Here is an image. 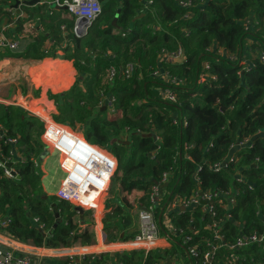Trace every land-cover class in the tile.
I'll return each mask as SVG.
<instances>
[{
	"label": "trees",
	"instance_id": "16d2710c",
	"mask_svg": "<svg viewBox=\"0 0 264 264\" xmlns=\"http://www.w3.org/2000/svg\"><path fill=\"white\" fill-rule=\"evenodd\" d=\"M17 1L29 0H0V39L36 35L25 52L7 49L0 51V59H56L62 51L73 63L78 74L75 85L60 94L49 93L57 108L53 118L72 129L82 125L83 139L109 151L117 160L112 182L118 183L120 195L114 205L106 204L104 220L111 243L128 241L137 234L134 210L150 205L152 187L160 185L162 175L169 170L156 220L174 196L189 198L207 191L236 189L230 220H224L226 212L221 205L216 203L214 208L224 241L262 229L264 65L252 54L264 52V0H98L102 13L81 38L74 33L75 18L67 10L63 11L65 17L56 9L51 13L50 2L55 0H41L44 4L34 7L22 5L30 11L28 19L12 17ZM182 1L190 4L182 7ZM6 18L15 22L14 29H1ZM246 22L252 23L248 29ZM214 45L238 56L237 61L209 51ZM179 48L186 61L162 65L163 70L183 80L175 89L177 102L171 103L159 96V89L167 84L150 74L158 67L162 51ZM204 63L210 64L215 79L200 83ZM130 64L134 70L127 78L125 71ZM112 68L116 69L113 79ZM106 101L109 104L103 110ZM2 128L8 136L20 139L19 153L24 161L16 165V179L0 181V217L10 220L7 232L35 247L93 245L94 224L87 220L91 212L86 211L76 223V206L49 195L43 173L34 164L35 160L41 162L46 151L44 125L22 108L0 103V131ZM248 138L252 142L235 152L237 167L247 182L237 183L230 168L218 172L210 168L224 161L232 145ZM2 146L8 154L10 145ZM172 220L184 233L169 239L171 249L147 256L138 250L102 253L83 264H157L171 259L177 251L185 258L186 246L200 245L203 250L202 242L213 238L211 231L204 230L212 220L202 207L193 212L176 210ZM186 236L192 240L185 246ZM216 256L224 264H264V250L256 245L237 253L235 261L223 250ZM201 261L199 258L198 263Z\"/></svg>",
	"mask_w": 264,
	"mask_h": 264
},
{
	"label": "built area",
	"instance_id": "2783aa9c",
	"mask_svg": "<svg viewBox=\"0 0 264 264\" xmlns=\"http://www.w3.org/2000/svg\"><path fill=\"white\" fill-rule=\"evenodd\" d=\"M55 4L59 7H66L69 14L75 18L76 27L74 31L79 38L87 35L88 29L102 13V6L98 0H56ZM180 4L183 7L190 4V2L182 1ZM251 24V22H246V29H248ZM7 49H18V43L9 41L5 38L0 39V51ZM213 50H215L216 53L221 52L222 55H228L230 61L234 62L238 59L232 53H229L222 47H217V45L209 48V51ZM258 59L264 65V52L260 54ZM185 61L186 57L181 48L174 52L162 51L160 53L158 59L159 65L152 70L150 75L153 79L160 80L167 84L164 88L159 89V96L162 100L176 103L177 94L175 89L183 85V80L170 74L168 70H163L162 65L168 63L176 64ZM240 61L246 63L243 59H240ZM133 70L134 66L131 64L128 65V69L125 71L127 78L132 75ZM245 70H247V67ZM115 75L116 69L112 68L110 78L113 79ZM206 79H215V76L210 73L209 63L203 64L199 82L201 83ZM44 103V99L22 96L19 98L14 96L10 105L22 108L30 117L40 119L45 126L42 142L46 150L59 154L58 165L65 176L55 190L54 196L74 206L81 207L88 212L95 213L94 211H96V213H103V216L104 214L106 215L108 209L104 207L103 199L106 190L112 184V179L118 168L116 158L100 147L87 142L83 137L75 135V132L71 130L69 126L56 123L53 118L56 114L55 111L48 107L41 106ZM176 123L177 120L174 121V124ZM185 124L184 122V126ZM65 140H68V143ZM19 141V138L8 136V131L6 129H1L0 181L2 179H12L18 175L16 165L19 162H24L19 153ZM2 143L10 145L11 149L8 154H4ZM249 143L250 138L236 142L231 146L230 151L233 149L236 150L231 155H229V151L222 163L214 164L210 166V168L214 172H218L222 168H230L235 174V181L237 183L247 182L241 170L237 167L239 160L235 152L246 147ZM7 164H11V167H7ZM171 171L172 170H169L162 175L160 185L152 187L149 195L150 205L147 208L143 207L137 210L136 214L139 223L138 232L129 242L125 243L128 246L125 248V251L138 250L141 251L144 256L156 250L163 251L164 245H161V243L168 244L171 237H177L184 233L183 229L174 225L172 220L174 211L182 208L183 210L180 211L193 212L199 207H202L205 214L211 217V224L205 225L204 230L211 231L213 233V238H206V240L202 242L204 246L203 250L200 249V247H202L200 245L186 246L192 240L191 236L183 238L182 243L187 248V256L189 260L192 259L190 264H199V258L202 259L200 264H224V260L216 256L219 250L227 252L233 261L238 259L237 253L251 246L256 245L264 250V218L262 220L261 230L255 229L248 234H240L233 241H224L221 229L219 228L220 219L216 217L217 214L214 208L216 203L221 205L226 212V218L224 220H230L231 214L229 210L232 209L235 204L234 197L236 189H228L221 193L207 191L201 195L194 194L189 198L174 196L171 201L160 209L159 221H157L155 212L158 208L159 201L162 202L163 190L161 189V185L168 184ZM43 172L46 173L45 169H43ZM102 206L104 209L100 210ZM93 216L98 219L102 217L100 214ZM9 223L10 220L7 217H0V264H38L36 260L33 259V255L30 253L31 250L28 248L27 244L18 241L7 232ZM101 225V221H96V223L94 221L92 232L94 233L95 230L97 232ZM41 228H44V225H42ZM159 233L162 234V237H159ZM197 233L196 236L198 235ZM217 239L221 240V242L217 241ZM39 248L50 251L55 257L67 258L70 261L80 259V261L83 262L87 258H94L95 255H97L94 254L95 252H91L88 246H83L80 243L70 245L69 247ZM160 264L167 263L166 261H161Z\"/></svg>",
	"mask_w": 264,
	"mask_h": 264
},
{
	"label": "crops",
	"instance_id": "0c3cea01",
	"mask_svg": "<svg viewBox=\"0 0 264 264\" xmlns=\"http://www.w3.org/2000/svg\"><path fill=\"white\" fill-rule=\"evenodd\" d=\"M56 1V0H55ZM53 2H50V10L51 13H55L56 11L61 13L63 17L67 16L63 11V9L56 8V11L53 12V7L51 6ZM44 2H40L38 5H42ZM37 5V6H38ZM22 6V5H21ZM13 8L15 11V15L13 12L11 13L12 17L18 18V16L22 19H28L30 11L23 9L22 7ZM29 7V6H28ZM7 7L4 8V10ZM12 9V8H10ZM9 9V10H10ZM35 9V8H33ZM37 9V8H36ZM1 18V17H0ZM2 20V18H1ZM15 22L12 21L10 23L9 19L6 18L1 25V29L3 31H7L8 29H14ZM36 33L31 35H22L18 40H13L14 38L10 37L12 41L18 43V49L12 51H18L19 53L25 52L27 47L33 42V38ZM2 36V35H1ZM3 52L5 50H2ZM57 58H45L42 60L36 58H17V57H5L0 59V103L5 105H10L11 100L14 96L16 97H41L47 103V106L50 109H53L55 113H57V108L55 106L54 101L49 99V93L60 94L66 91H69L76 83L78 74L75 70L73 63L67 59H65L64 53L62 51L57 52ZM83 136V135H82ZM81 136V137H82ZM68 143V141H67ZM46 178V173H45ZM52 187V193H49V189L44 182L45 190L49 193V195H54L55 185L52 182L50 185ZM118 194L120 195V187L118 189ZM118 195V196H119ZM121 197V196H120ZM119 197V198H120ZM175 212V211H174ZM136 210H134V214L136 215L134 224L136 227V231L138 232V219ZM158 221V219H157ZM96 232V230H95ZM162 237V234L159 233V237ZM131 240V239H130ZM128 241H120L116 243H108V244H93L88 246L91 252H95L94 254L100 255L102 253H115L125 251V248L128 246L125 244ZM163 250L171 249V244H165ZM28 248L31 250L30 253L33 255V259L36 260L38 264H83L80 259H76L72 263L67 258H58L51 254L50 251H47L43 248L35 247L27 244ZM167 264H189V260L187 256L183 258L181 254L177 251L176 255H173L170 261L165 259ZM144 264V262L140 263ZM157 264H160L158 262Z\"/></svg>",
	"mask_w": 264,
	"mask_h": 264
},
{
	"label": "rangeland",
	"instance_id": "374dc122",
	"mask_svg": "<svg viewBox=\"0 0 264 264\" xmlns=\"http://www.w3.org/2000/svg\"><path fill=\"white\" fill-rule=\"evenodd\" d=\"M51 6L54 9L57 8V5L56 4H53V5L51 4ZM32 7H34V6H32ZM75 27H76V20H75L74 29H75ZM74 33H75V31H74ZM249 44H251V40H248L246 42V45L247 46H249ZM255 52H256L257 57H256L255 54H252V57H255V58H258L260 56V54L262 53L261 51H255ZM215 54L218 57H220V58H225V59H228L229 60L228 55H222L221 52H218V53L215 52ZM237 58H238V56H237ZM37 99H41V97H37ZM41 106L48 107L46 102L43 105H41ZM110 114H109V116L111 118H113L114 114L113 113H110ZM38 120L44 125V123L40 119H38ZM44 129H45V126H44ZM71 130H73L75 132V135H82L83 134V136H84V133L82 132L83 131V126L82 125H77V127L75 129H72L71 128ZM43 136H44V134L42 135V137ZM105 152H108L113 157H115L109 151L105 150ZM58 159H59V154L57 152H48L47 155H46V157L44 159L41 158V162H39V160H37V161L35 160V162H34V164L36 165V167H38L42 171V173H43L42 174L43 175V183L44 182L46 183V185H47V187L49 189V193H52V187H50L49 185L52 182H54L56 186L57 185L59 186L60 185V182L62 181L63 177L65 176L64 173L59 168ZM43 166H44V168H43ZM43 169H45V172H46V178L45 179H44L45 173L43 172ZM57 187H55V190L57 189ZM118 189H119L118 183L117 182L115 183L113 181L112 184H111V186L106 190V192L104 194V199H103L104 200V203H103L104 207H106V204L114 205V201L117 199V197L119 195L118 194ZM102 209H104L103 206H102V208L100 210H102ZM100 210H98V211H100ZM94 212L95 213H92L91 212L90 215H88L87 220L89 222L93 223V224H94V221H95V223H96V221H101L102 222V225L100 226V229H98L96 233L95 232L94 233L92 232L95 235V237H93V240H94L93 243L94 244H98V245L99 244H104L105 245V244L111 243L109 241L107 235H106L105 230H104V220L106 219V215L104 214V216H103V213H100V212H97L96 213V211H94ZM98 214L102 215V217H99V219L96 218L95 216H93V215H98ZM78 218H80L79 215H77L75 217V222L76 223L78 222ZM133 224H134V222H133ZM114 243H116V242H114ZM90 251H92V250H90Z\"/></svg>",
	"mask_w": 264,
	"mask_h": 264
},
{
	"label": "water",
	"instance_id": "95a60500",
	"mask_svg": "<svg viewBox=\"0 0 264 264\" xmlns=\"http://www.w3.org/2000/svg\"><path fill=\"white\" fill-rule=\"evenodd\" d=\"M40 2H41V0H29V1H22V2L17 1V3L15 4L14 7H15V8H18V7L21 6V5H26V6L32 7V6H36V5L40 4ZM53 4H55V1L52 3V5H53ZM63 10L66 11L67 8L65 7V8H63ZM119 13H120V10H119ZM116 23H117V18H115L113 24L116 25ZM81 79H82V77H81ZM108 103H109V101H106V102H105V104H104V106H103V110H104V109H107ZM251 140H253V139H251ZM251 140H250V143L252 142ZM118 142L121 143L122 141H118ZM250 143H249V144H250ZM126 144H128V142H127ZM235 150H236V149L231 150V151L229 152V155H231ZM47 153H48L47 150L43 153V155H42V158H43V159L46 157ZM7 167H11V164H7ZM166 186H167V184H164V185L161 187V189H163V187H166ZM159 187H160V186H159ZM200 195H201V194H200ZM202 204H204V203H202ZM54 207H55V209H56V206H55V205H54ZM75 210H76L77 213L79 214L80 219H83L86 210L83 209V208H81V207H78V206L75 207ZM180 210H183V209L181 208ZM56 217H57V218L60 217L58 213L56 214ZM55 226H56V225H55Z\"/></svg>",
	"mask_w": 264,
	"mask_h": 264
},
{
	"label": "bare ground",
	"instance_id": "6f19581e",
	"mask_svg": "<svg viewBox=\"0 0 264 264\" xmlns=\"http://www.w3.org/2000/svg\"><path fill=\"white\" fill-rule=\"evenodd\" d=\"M59 7V6H58ZM60 8H63V7H60ZM89 30V29H88ZM88 33V32H87ZM111 105H112V103H111ZM83 135V134H82ZM82 135H79L80 137L82 136ZM19 175V174H18ZM18 175H16L13 179H16L17 177H18Z\"/></svg>",
	"mask_w": 264,
	"mask_h": 264
},
{
	"label": "clouds",
	"instance_id": "9594fccd",
	"mask_svg": "<svg viewBox=\"0 0 264 264\" xmlns=\"http://www.w3.org/2000/svg\"><path fill=\"white\" fill-rule=\"evenodd\" d=\"M159 221V220H158Z\"/></svg>",
	"mask_w": 264,
	"mask_h": 264
}]
</instances>
